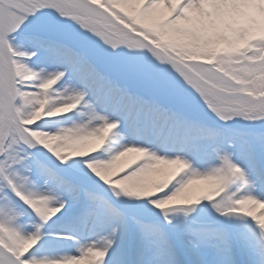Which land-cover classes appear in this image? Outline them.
Listing matches in <instances>:
<instances>
[{"label": "snow or ice", "instance_id": "1", "mask_svg": "<svg viewBox=\"0 0 264 264\" xmlns=\"http://www.w3.org/2000/svg\"><path fill=\"white\" fill-rule=\"evenodd\" d=\"M0 264H264V0H0Z\"/></svg>", "mask_w": 264, "mask_h": 264}]
</instances>
